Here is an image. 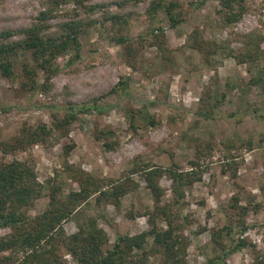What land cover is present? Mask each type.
<instances>
[{
  "label": "rangeland",
  "instance_id": "obj_1",
  "mask_svg": "<svg viewBox=\"0 0 264 264\" xmlns=\"http://www.w3.org/2000/svg\"><path fill=\"white\" fill-rule=\"evenodd\" d=\"M51 1H0V34L36 23ZM173 1L179 5L183 18L175 28L170 27L162 13L148 18L149 0H87L86 5L103 7L92 15L81 13L76 18L90 22L79 37L80 57L72 64L67 56L58 58L60 71L53 77L50 91L24 92L20 89L22 78L9 81L0 76V141L13 140L24 125H50L51 116H61L68 103H91L119 82L126 84L123 92L103 98L101 103L111 105V110L104 115L80 116L71 126L68 138L47 146L34 145L26 152H0V162H32L38 181L45 186L54 182L68 184L62 166L64 148L71 143L74 147L67 163L99 178H121L144 162L162 167L176 164L181 170H189V162H197L203 170L201 181L186 190L179 205L178 222L188 238L186 264L204 262L211 249V233L227 223V216L237 212L232 208L235 200L247 208L243 220L247 229L242 236L247 246L230 255L227 264H252L254 257L264 252V95L249 88L251 75L247 65L230 57L215 56L210 67H206L201 62L203 55L189 48L188 39L198 33L208 43H225L239 49L244 38L252 34L264 50V0H243L245 11L230 26L218 21L217 0ZM117 3H122V7ZM76 8L72 3L59 6L47 21V34L57 32L58 24L72 18ZM114 12L128 20L123 34L145 39L135 69L128 67L123 49L112 42V26L98 21ZM156 29L164 34L163 51L151 47L148 40ZM23 61L28 63L27 59H20L15 65L18 76ZM227 83L240 88L230 90ZM215 92L220 101L218 109L213 119H204L200 115L202 107L206 101L209 106L214 105ZM127 108H145L157 118V126L133 135L125 120ZM104 128L115 131L116 149L105 150L102 142L93 137L95 129ZM228 160L230 168L226 165ZM132 180L136 190L122 198L118 206L105 209L110 225L98 223L110 244L117 235L134 236L148 229L145 212L153 208L154 200L141 176L134 175ZM158 184L164 193L161 204L167 203L170 183L162 177ZM47 204L48 198L43 195L29 214L41 213ZM76 226L74 221H67L63 227L70 235L77 231ZM238 231L233 233L234 240ZM7 232L0 230V235ZM65 260L74 264L69 255H65ZM139 260V264H160V257L151 253Z\"/></svg>",
  "mask_w": 264,
  "mask_h": 264
},
{
  "label": "trees",
  "instance_id": "obj_2",
  "mask_svg": "<svg viewBox=\"0 0 264 264\" xmlns=\"http://www.w3.org/2000/svg\"><path fill=\"white\" fill-rule=\"evenodd\" d=\"M86 1L52 0L49 8L38 15L36 23L0 34V76L9 81L22 78L20 89L24 92L45 94L50 91L51 81L60 71L58 58L67 56L68 63L72 64L80 57L79 37L90 22L76 18L81 13L92 15L103 7L86 5ZM141 1L145 0H136ZM217 1L218 21L225 26L236 23L245 11L243 0ZM67 3L77 7L72 11L74 16L58 24L54 34H47L50 29L47 21L53 18L59 6ZM117 5L122 7V3ZM159 13L165 16L171 28L183 21L179 5L173 0H149L146 10L148 18L153 19ZM98 21L112 26L115 30L112 42L123 49L128 67L135 69L145 39H133L123 34L128 24L124 15L114 12ZM156 30L148 40L151 47L163 51L164 34L161 29ZM14 37L18 39L12 41ZM188 40L189 48L203 55L201 62L206 67H210V60L215 56L230 57L240 65H247L251 75L249 88H256L264 95V50L260 49V40L254 35L245 37L239 49L225 43H208L198 33H193ZM20 59H27L28 63L20 62L21 75L18 76L15 65ZM125 85L119 82L108 94L93 99L91 103H68L61 116H51L50 125H24L13 140L0 141V152L10 155L26 152L34 145L59 143L68 138L71 126L80 116L104 115L111 110V105L101 103L103 98L123 92ZM226 86L230 90L240 88L229 83ZM212 98L216 101L213 106L206 101L202 107L200 115L204 119H211L220 104L217 92ZM124 114L127 128L133 135L157 126V118L145 108H127ZM93 137L102 142L107 151L118 146L116 133L111 128L95 129ZM73 147L71 143L63 153L65 161L62 173L68 184L54 182L50 186L42 185L34 165L28 160L0 162V230L8 231L0 235V264H67L65 255H69L74 264H139L140 257L150 256V253L160 257V264H186L188 238L182 232L181 222H178L181 212L179 205L185 199L186 190L201 181V166L197 162H189V170H181L176 164L162 167L144 162L142 167L133 169L121 178H99L67 163ZM228 163L231 161L228 160L226 164L230 168ZM225 171L223 169L222 173ZM134 175L142 177L145 188L154 200L153 208L145 212L148 229L134 236L117 235L110 244L98 223L104 221L110 225L105 209L109 205L118 206L122 198L136 190L137 185L132 180ZM162 177L170 183V201L164 204L160 200L164 193L158 184V179ZM43 195L48 198L47 206L41 213L30 215V210ZM237 204L235 200L232 206L237 212L227 216V223L211 233L210 253L205 254L201 264H227L230 255L246 248L247 242L242 236L247 229L243 221L247 208ZM130 218L134 216L130 214ZM67 221L76 223L75 233H65L63 226ZM235 230H239V235L234 240ZM252 264H264V252H259Z\"/></svg>",
  "mask_w": 264,
  "mask_h": 264
}]
</instances>
